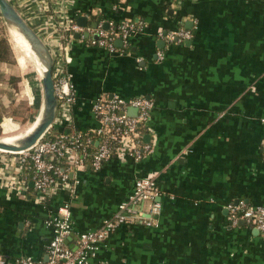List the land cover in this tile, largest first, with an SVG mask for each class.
Returning a JSON list of instances; mask_svg holds the SVG:
<instances>
[{
  "label": "crops",
  "instance_id": "0c3cea01",
  "mask_svg": "<svg viewBox=\"0 0 264 264\" xmlns=\"http://www.w3.org/2000/svg\"><path fill=\"white\" fill-rule=\"evenodd\" d=\"M8 1L39 37L48 35L52 60H61L66 46L74 101L57 132L98 128L92 109L98 98L144 97L152 108L139 157L120 147L96 170L76 168L72 191L48 203H38L26 169H15L22 190L6 188L2 179L10 170L0 162V256L44 260L51 237L46 220L58 205L68 204L74 231L97 230L135 179L153 176L158 213H148V201L141 206L150 224L128 217L86 264H264V233L241 219L231 222L226 208H264V0ZM56 6L90 27L97 20L104 28L136 25L109 52L88 44L87 36L54 31ZM174 29L191 36L168 40Z\"/></svg>",
  "mask_w": 264,
  "mask_h": 264
},
{
  "label": "built area",
  "instance_id": "2783aa9c",
  "mask_svg": "<svg viewBox=\"0 0 264 264\" xmlns=\"http://www.w3.org/2000/svg\"><path fill=\"white\" fill-rule=\"evenodd\" d=\"M114 7L115 5H112V8ZM54 15L56 23L53 30L64 33L63 38L78 33L79 37L87 36L88 44L104 48L109 52L116 50L114 45L116 38L121 39L122 42L126 41L134 28L130 22L118 25L108 22V28H104L101 20H97L93 27L81 26L72 22L71 18H68L57 6L54 8ZM91 34L92 36H90ZM47 36L40 38L48 49ZM190 36L191 33L183 29L171 30L165 35L168 40L176 41L189 39ZM60 49L63 54L62 59L52 60L51 76L56 100V114L52 123L28 148L16 152L0 150V162L10 170L2 179L3 185L17 192L22 190L25 181L17 175L15 169H28L31 173L36 199L40 204L48 203L50 198L62 192L72 191L73 186L77 183V177H69V175L76 168L84 166L82 160L84 147L78 141L81 133H72L71 144L67 145L65 135L56 131V127L61 124L62 116L74 101L71 78L64 71L66 46L61 44ZM127 107L135 108L136 114L128 115ZM151 108V101L144 97L96 99L92 109L100 125L89 131L96 136L94 140L96 149L91 156L90 168L98 169L101 163L120 147L129 149L132 155L136 158L139 157L142 151L138 149L139 137ZM7 118L11 120L10 117ZM51 132H55V135L49 139L47 135ZM89 140L88 138L85 142H89ZM142 148L147 149L148 146L143 145ZM156 192L153 176L135 179L131 194L118 205L112 219L104 221L97 230L85 232L73 230L68 204H60L46 220L51 228V237L45 249L46 260L22 256L8 262L0 256V264H86L90 256L93 255L98 242L106 237V233L128 217L139 223L150 224L148 218L141 215V206L143 202L148 201L150 202L148 213H158V204L153 202ZM226 208L229 211L231 222L235 223L237 219H241L258 232L264 233V208L245 207L231 203H228Z\"/></svg>",
  "mask_w": 264,
  "mask_h": 264
},
{
  "label": "water",
  "instance_id": "95a60500",
  "mask_svg": "<svg viewBox=\"0 0 264 264\" xmlns=\"http://www.w3.org/2000/svg\"><path fill=\"white\" fill-rule=\"evenodd\" d=\"M0 17L8 27H13L31 46L39 64L38 75L41 85V113L35 127L21 140L13 143L0 141V150L16 152L31 146L49 127L55 117L56 100L51 76L52 57L39 35L36 34L32 27L21 17L8 0H0ZM76 23L81 26L85 25V18L78 17ZM72 37L77 39L79 35L78 33H74ZM117 43H119V41H116V44ZM44 260H46V257Z\"/></svg>",
  "mask_w": 264,
  "mask_h": 264
},
{
  "label": "trees",
  "instance_id": "16d2710c",
  "mask_svg": "<svg viewBox=\"0 0 264 264\" xmlns=\"http://www.w3.org/2000/svg\"><path fill=\"white\" fill-rule=\"evenodd\" d=\"M76 18H77V15L73 14L71 16V21L76 22ZM132 23L136 25L134 22ZM15 64H16L15 55L13 57L6 39L0 35V91H3L4 92L3 94L7 98L6 104L0 100V123L2 122L4 118H7L4 116H8L11 119L17 121L16 123L18 124V122L23 121V117H19V116H22L23 113L27 111L28 109L27 106L23 105L24 107L22 108V110L18 111L17 107H20L22 105L18 103L14 104L16 100L14 95L17 89V83L20 80L19 75L16 71ZM2 70H5L6 72L4 73L2 72ZM2 117L4 118L2 119ZM3 123L4 122L1 123V128H0L1 135L2 133L3 135H6L8 133L13 132L16 129L15 127H12V126L6 127ZM60 133L65 135L66 144L67 145L71 144L70 136L72 135V133L70 131L66 132V129H62ZM142 133H143V130H142ZM142 133L139 137L140 140L142 139ZM54 135H55V132H51L50 134L47 135V137L51 139L54 137ZM88 138L90 139L89 142H85L86 139ZM95 139H96L95 134L89 131L82 132L80 136L78 137V141L81 143V146L83 145L84 147V154L82 156L83 163L84 165H87L89 167H90L91 156L96 149L95 144H94Z\"/></svg>",
  "mask_w": 264,
  "mask_h": 264
},
{
  "label": "rangeland",
  "instance_id": "374dc122",
  "mask_svg": "<svg viewBox=\"0 0 264 264\" xmlns=\"http://www.w3.org/2000/svg\"><path fill=\"white\" fill-rule=\"evenodd\" d=\"M0 35L3 36L11 50V53L15 58L16 62L18 63L20 69L16 67V71L19 75V81L17 83V89L15 91V102L14 104L18 103L22 106L17 107L18 111H21L24 107L23 105L27 106L28 109L23 113V121L16 123L17 121L9 118H4V125L6 127H15L16 129L2 136H8L11 134H22L24 131L31 129L33 126L36 125L38 121V114L41 110V85L39 79V72L37 69L36 61L31 57L23 54L15 45L11 42V35L8 33V26L3 22L0 17ZM31 112V117H30ZM8 117V116H4ZM29 127V128H28ZM26 128V129H25ZM28 128V129H27ZM1 135V134H0Z\"/></svg>",
  "mask_w": 264,
  "mask_h": 264
},
{
  "label": "bare ground",
  "instance_id": "6f19581e",
  "mask_svg": "<svg viewBox=\"0 0 264 264\" xmlns=\"http://www.w3.org/2000/svg\"><path fill=\"white\" fill-rule=\"evenodd\" d=\"M8 33L11 35V42L15 45V47H17L23 54L27 55L28 57H31V60L34 59L36 61L37 69L39 72V64H38V61L36 59V56L34 55V52L32 51L31 46L22 38V36L13 27H8ZM40 113H41V110L38 114V117H37L38 119H39ZM2 122H4V119L2 120ZM1 123H0V128H1ZM34 127L35 126H33L29 130L24 131L22 134H20V133L19 134H11L8 136H2L1 135L0 141L6 142V143H13L15 141L21 140L22 138L26 137L33 130Z\"/></svg>",
  "mask_w": 264,
  "mask_h": 264
}]
</instances>
